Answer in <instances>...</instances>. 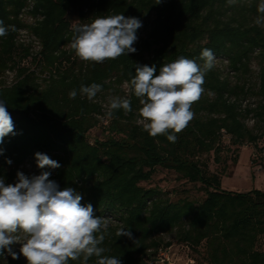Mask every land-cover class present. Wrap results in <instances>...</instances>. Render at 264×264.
Wrapping results in <instances>:
<instances>
[{"label":"trees","instance_id":"1","mask_svg":"<svg viewBox=\"0 0 264 264\" xmlns=\"http://www.w3.org/2000/svg\"><path fill=\"white\" fill-rule=\"evenodd\" d=\"M29 4L35 20L31 25L19 18ZM248 8L239 2L229 5L228 0H0V20L15 26V31L0 36V100L17 133L0 143V176L9 184L16 182L17 171L28 176L49 171V179L61 188L73 187L82 204H91L95 215L108 218L101 246L107 249L104 255L117 256L121 264H144L173 242L194 252L202 247L204 264H264V190L224 189L221 175L201 160L210 152L217 156L226 137L234 146L252 144L264 162V144H257L264 141V26L249 21ZM71 9L77 10L79 22L115 13L137 17L142 22L134 44L137 51L103 63L78 61L70 47ZM25 27L40 42L35 55L16 41ZM204 48L225 57L229 69L240 74H247L257 57L258 83L231 84L214 66L205 75L200 100L192 105L194 119L175 143L163 135L149 136L137 123L141 105L131 92L132 111L116 110L107 124L97 104L79 94L81 84L98 83L102 90L129 85L136 64L155 65L156 74L180 56L203 65ZM7 70L14 71L9 84ZM72 89L78 91L75 99L68 95ZM249 95L257 101L243 105ZM246 119L252 120L251 127ZM96 126L105 138H88ZM36 152L61 166L27 168L30 159L36 163ZM157 166L199 183L204 197L172 199L157 186L141 185ZM122 226L131 231V239L117 237ZM95 261L92 257L89 264ZM0 264L24 262L5 253Z\"/></svg>","mask_w":264,"mask_h":264},{"label":"clouds","instance_id":"2","mask_svg":"<svg viewBox=\"0 0 264 264\" xmlns=\"http://www.w3.org/2000/svg\"><path fill=\"white\" fill-rule=\"evenodd\" d=\"M160 2L156 0V3ZM234 3L236 0H228L229 5ZM257 12L255 23L264 26V0H259ZM140 27L142 22L137 17H126L121 13L97 15L88 23L72 25L70 47L83 61L115 60L137 51L134 44ZM10 30L15 31V26H5L0 20V36L7 35ZM200 58L203 65L180 56L163 64L158 74L155 65H135V75L128 87L139 100V116L149 136L163 135L175 143L177 134L194 119L192 105L200 100L205 75L215 66L211 49H202ZM100 91L102 86L98 83L79 87V94L89 100ZM68 95L75 99L78 91L72 89ZM119 109L131 112L130 98L109 97L105 116L112 119ZM16 134L6 103L0 100V143L6 136ZM0 155H3L2 148ZM34 157L40 169L61 166L44 153L36 152ZM5 162L12 163L7 158ZM50 175L49 171L31 176L17 171L16 182L9 184L0 176V257L7 253L13 259H19L12 249L18 243L19 254L26 264H70V261L89 264L92 257H96L95 264H121L117 256L104 255L107 249L101 246L108 234V218L95 215L93 206L82 204V196L73 187L61 188L49 179ZM116 235L132 238L131 231L123 226Z\"/></svg>","mask_w":264,"mask_h":264},{"label":"rangeland","instance_id":"3","mask_svg":"<svg viewBox=\"0 0 264 264\" xmlns=\"http://www.w3.org/2000/svg\"><path fill=\"white\" fill-rule=\"evenodd\" d=\"M239 4H246L249 14L248 18L250 22H255L259 13L257 12V4L259 0L252 3V0H236ZM152 15L148 20H152ZM68 20L71 24L76 23H88V21L78 20V14L76 9H71L68 13ZM263 27V26H261ZM145 56V54H144ZM78 61H82L78 58ZM215 67L219 70L222 77L227 78L231 84L244 83L249 86H254L258 83V75L260 70L259 59L254 57L249 65V72L247 74H240L231 71L228 67V60L225 57H215ZM10 79L7 78L6 81ZM127 86L114 84L106 90H102L97 93L96 97L92 99L99 108V117H103L102 121L106 120L105 113L108 111L109 97L120 96L125 97L128 95L126 92ZM257 101V97L249 95L247 99L243 100L244 104H253ZM108 120V119H107ZM248 126H252L251 119H246ZM106 134L104 130L99 126L92 128L88 132V138L93 139L105 138ZM258 146H263L264 141L259 140ZM236 158V162L233 160ZM201 160L207 163V166L211 172H216L221 175L222 187L224 189L233 191H248L252 188L264 190V162H261L255 147L252 144H244L241 146H234L230 144L228 138L222 137L221 139V151L217 156L212 152L201 156ZM27 168L35 170L37 168L34 160L30 159ZM145 187L157 186L161 190L167 192L172 199L178 197H186L195 201H199L204 197L202 187L199 183H189L178 177L176 173L171 170H167L163 167L157 166L151 179L140 183ZM261 245L264 247V238L261 241ZM20 244H14L12 246L13 251L19 255L18 260H22L26 264L25 258L19 254ZM166 254V258L161 260V253ZM203 248H199V252H194L191 249L185 247L182 244L173 242L169 247L159 251L158 256L154 259L146 261L144 264H204L202 261Z\"/></svg>","mask_w":264,"mask_h":264},{"label":"built area","instance_id":"4","mask_svg":"<svg viewBox=\"0 0 264 264\" xmlns=\"http://www.w3.org/2000/svg\"><path fill=\"white\" fill-rule=\"evenodd\" d=\"M31 9H32V5L29 4L28 6H26L25 8H23L22 11L19 14V18L22 19V21L25 22L28 25L34 24V22H35V20L32 17V15L29 14V11ZM16 41L18 43L23 44L24 46L29 47V49H30V51H31V53L33 55H35L36 53H38L39 50L41 49V45H40L39 40L26 27L25 28H22V29H20L18 31V34H17V37H16ZM13 76H14V71L7 70L5 72V75H4L5 80L7 78L10 79L9 81H6L7 84H9L12 81ZM122 85L127 86L128 89H126V92L128 93V95L125 96V97L130 98V90H129L128 85L126 83H124ZM107 119L108 118L106 117V120L104 121V124H107V121H108ZM137 123L140 124V125H142V119H141V117H138L137 118ZM164 258H166V254L162 252L161 253V259H164Z\"/></svg>","mask_w":264,"mask_h":264},{"label":"crops","instance_id":"5","mask_svg":"<svg viewBox=\"0 0 264 264\" xmlns=\"http://www.w3.org/2000/svg\"><path fill=\"white\" fill-rule=\"evenodd\" d=\"M223 188V187H222ZM161 260H164V259H161ZM168 264H172V263H168Z\"/></svg>","mask_w":264,"mask_h":264}]
</instances>
